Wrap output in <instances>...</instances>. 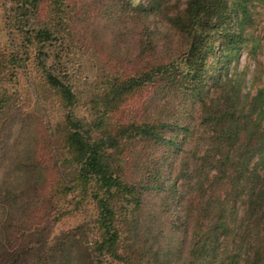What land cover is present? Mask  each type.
<instances>
[{"label": "trees", "instance_id": "16d2710c", "mask_svg": "<svg viewBox=\"0 0 264 264\" xmlns=\"http://www.w3.org/2000/svg\"><path fill=\"white\" fill-rule=\"evenodd\" d=\"M1 1L9 36L23 42L16 47L12 38L0 54V178L33 174L34 186L44 184L37 183L44 181L41 154H13L28 128L18 96L5 86L34 48L38 68L67 110L71 170L60 171L56 161L57 178L72 181L63 185L74 196L69 204L79 209L96 199L99 214L49 244L64 214H31L41 201L35 190L23 214L10 213L21 196L11 186L1 189L0 264H137L148 255L152 264H264V91L246 97L242 80L227 70L240 45L228 22L236 9L246 15L249 3L264 0H188L181 15L164 20L191 38L184 58L145 66L137 62L156 52L153 38L139 37L126 55L120 27L143 13L162 14L164 0ZM98 33L116 59L108 91L94 102L97 119L83 122L75 116L79 101L65 80V63L72 44L91 46ZM158 202L168 203L170 219L143 214ZM126 211L134 218L126 225L130 235L119 237L117 214ZM167 225L177 230L170 242ZM91 228L101 234L89 242Z\"/></svg>", "mask_w": 264, "mask_h": 264}, {"label": "rangeland", "instance_id": "374dc122", "mask_svg": "<svg viewBox=\"0 0 264 264\" xmlns=\"http://www.w3.org/2000/svg\"><path fill=\"white\" fill-rule=\"evenodd\" d=\"M131 1L137 2V0ZM187 2L188 0H164L162 14L147 16L146 13H143L139 19L140 21L137 23L121 26L120 30L125 35L124 39L127 38L128 42L126 43V49L122 45L121 51L129 55V50L136 46L139 37L145 41L148 37H152L156 44V52L151 56L143 57L142 60L137 62V65L145 66L148 63L165 58H184L183 56L190 46L191 38L185 33L174 31L171 27L164 24V20L167 19L168 15L174 18L181 15V12L187 6ZM3 4L4 2L0 0V54L5 48H9L12 38V42L16 47L23 42L15 33L9 36L6 28L7 21L4 18V10L2 9ZM131 7L133 9L134 5L131 4ZM236 11L237 13L233 11L235 16L230 19L227 26L231 29L230 33L233 32L240 35V45L231 54V61L227 65V70L232 78L242 80L244 86L242 93L251 99L260 90L264 91V2L249 3L246 15H243L240 10L236 9ZM168 29H170V33H168ZM103 36L98 33V35L93 37L91 46L87 44L85 46H82V44H72L69 49L67 46L68 52L71 55L69 58H66L65 67L68 70L65 80L69 82L75 97L79 101L75 107V116L78 121L90 122L96 120L97 115L94 112V102L98 99V96L108 91L107 85L108 79H110L109 74L111 73L109 70L116 59V52L111 50L112 45H110V48L108 47ZM129 37H134V41H130ZM111 44L114 43L112 42ZM102 48L105 53L99 54ZM29 50V60L22 65L21 70L16 72L13 81L6 83L5 86L18 96L19 101L17 102L24 108L25 126L28 128L26 135L24 134V137L19 141L20 147L17 151L14 150L13 154L20 158L29 155V153L33 158L41 154L39 161L43 163L42 174L44 181L37 182V177L34 181L37 183L44 182V184L34 186L32 184L33 180L29 179L33 174L22 178L18 177L15 180L1 177L0 190L6 191L7 187L11 186L17 192L18 197L21 196L14 210L13 208H9L10 213L23 214L21 210H24L23 205L26 204V200L29 197L32 198L34 195H37L41 201L31 214H50L51 217L60 212L64 214L60 221L55 223L51 228L52 231L49 235L48 243L53 244L56 238L62 234L72 231L84 223L93 224L99 214V210L97 200L92 198L87 199L83 205L79 206V209L74 208V204H69L74 197L73 193L66 196V192L63 189V185L70 184L69 182L72 181L66 179L64 175L60 179L57 178L56 161L60 171L68 172V170H71V167L67 164L70 156L64 148L67 132L63 123L67 110L61 105L59 98L50 89L42 69L38 68L35 49L31 48ZM218 53L219 51L216 50L215 54ZM213 59L211 58L210 61H213ZM98 104L100 105L99 110L103 112L104 108L101 106V103ZM121 109L119 115L126 112L123 106ZM9 163L12 168H17L16 165L11 162ZM261 169L263 170V168ZM34 190L36 192L32 196ZM22 191H26L27 194L23 195ZM96 191L93 188L91 196L95 197ZM122 202L126 203L125 201ZM167 204V202H158L157 208L151 204L143 214H164L165 219H170L171 214H167ZM121 210L122 212L125 211ZM117 217V227L120 230L119 237L121 235L125 236L126 232L127 235H130L126 230V225L128 222L134 220L133 214H129L126 211V214H117ZM167 226L168 242H170L177 230L173 226ZM155 232L157 233L156 230ZM100 234L98 230L91 228L86 237L89 242H92L98 240ZM144 257L137 264H152V258L149 255ZM108 264L119 263L109 259Z\"/></svg>", "mask_w": 264, "mask_h": 264}]
</instances>
